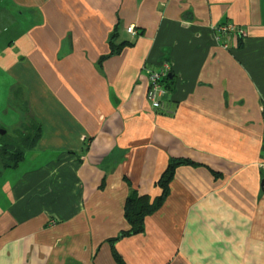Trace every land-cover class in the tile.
Returning a JSON list of instances; mask_svg holds the SVG:
<instances>
[{"label":"crops","instance_id":"1","mask_svg":"<svg viewBox=\"0 0 264 264\" xmlns=\"http://www.w3.org/2000/svg\"><path fill=\"white\" fill-rule=\"evenodd\" d=\"M117 26L134 44L99 67ZM29 136L0 163V264H119L130 186L158 196L173 157L200 165L117 240L125 264H264V0H0V144Z\"/></svg>","mask_w":264,"mask_h":264},{"label":"trees","instance_id":"2","mask_svg":"<svg viewBox=\"0 0 264 264\" xmlns=\"http://www.w3.org/2000/svg\"><path fill=\"white\" fill-rule=\"evenodd\" d=\"M120 34L121 29L119 26H117L115 30L109 35L110 51L108 54L100 57V59L98 60L99 67L102 66V63L105 59L119 54L124 47L134 44L133 41L121 39ZM169 77L170 75L165 78V81H168L170 79ZM29 137H22L19 140L13 139L12 141L4 140L5 142L3 141V143L0 144V163L2 167L11 168L19 165V163L24 159L26 149L30 148V142H33L32 139H35L33 138V136ZM181 165L200 164L189 158H171L166 169L157 181V185L161 188V193L154 198L147 194L139 195L137 190L130 186V191L126 198L124 206V215L130 225V228L128 230L120 232L118 236L108 239L112 246L113 256L119 264H125V262L119 252L116 250L115 243L121 238L137 235L145 231L146 218L149 215L157 212L164 205L171 192V183L175 176L176 170ZM214 174L218 175V173L216 172H214Z\"/></svg>","mask_w":264,"mask_h":264},{"label":"built area","instance_id":"3","mask_svg":"<svg viewBox=\"0 0 264 264\" xmlns=\"http://www.w3.org/2000/svg\"><path fill=\"white\" fill-rule=\"evenodd\" d=\"M215 28L219 30L221 35L226 34L229 31H233L234 34L243 33L235 24H219ZM127 30L132 33H136L135 26L130 25ZM225 46H227L225 44ZM172 69V64L169 61H164L159 68L151 69L149 71L148 82L149 88L147 93V98L153 109H160L165 106V97L167 95L168 89L165 86V78L170 74ZM259 166L264 170V160L260 161Z\"/></svg>","mask_w":264,"mask_h":264},{"label":"rangeland","instance_id":"4","mask_svg":"<svg viewBox=\"0 0 264 264\" xmlns=\"http://www.w3.org/2000/svg\"><path fill=\"white\" fill-rule=\"evenodd\" d=\"M38 118L36 117V116H34V120H37ZM4 130V129H3ZM10 131V130H9ZM8 133H10V132H8ZM24 165V164H23ZM261 169H262V167L261 166H259ZM263 170V169H262ZM264 171V170H263Z\"/></svg>","mask_w":264,"mask_h":264},{"label":"water","instance_id":"5","mask_svg":"<svg viewBox=\"0 0 264 264\" xmlns=\"http://www.w3.org/2000/svg\"><path fill=\"white\" fill-rule=\"evenodd\" d=\"M2 133H5V130H2Z\"/></svg>","mask_w":264,"mask_h":264},{"label":"clouds","instance_id":"6","mask_svg":"<svg viewBox=\"0 0 264 264\" xmlns=\"http://www.w3.org/2000/svg\"><path fill=\"white\" fill-rule=\"evenodd\" d=\"M229 264H232V262H231V261H229Z\"/></svg>","mask_w":264,"mask_h":264}]
</instances>
